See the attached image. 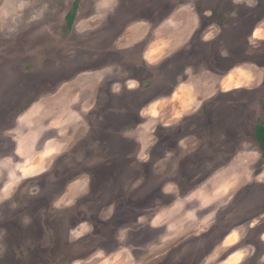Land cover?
I'll return each mask as SVG.
<instances>
[{
    "label": "rangeland",
    "instance_id": "1",
    "mask_svg": "<svg viewBox=\"0 0 264 264\" xmlns=\"http://www.w3.org/2000/svg\"><path fill=\"white\" fill-rule=\"evenodd\" d=\"M264 0H0V264H264Z\"/></svg>",
    "mask_w": 264,
    "mask_h": 264
},
{
    "label": "trees",
    "instance_id": "2",
    "mask_svg": "<svg viewBox=\"0 0 264 264\" xmlns=\"http://www.w3.org/2000/svg\"><path fill=\"white\" fill-rule=\"evenodd\" d=\"M254 138L258 142L262 155H264V125L256 123L254 125Z\"/></svg>",
    "mask_w": 264,
    "mask_h": 264
}]
</instances>
